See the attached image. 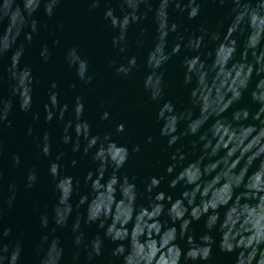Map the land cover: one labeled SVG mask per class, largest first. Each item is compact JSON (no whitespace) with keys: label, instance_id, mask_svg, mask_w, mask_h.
Here are the masks:
<instances>
[{"label":"water","instance_id":"1","mask_svg":"<svg viewBox=\"0 0 264 264\" xmlns=\"http://www.w3.org/2000/svg\"><path fill=\"white\" fill-rule=\"evenodd\" d=\"M0 264H264V0H0Z\"/></svg>","mask_w":264,"mask_h":264},{"label":"clouds","instance_id":"2","mask_svg":"<svg viewBox=\"0 0 264 264\" xmlns=\"http://www.w3.org/2000/svg\"><path fill=\"white\" fill-rule=\"evenodd\" d=\"M107 117V113H105V118ZM32 179H34V177H31Z\"/></svg>","mask_w":264,"mask_h":264}]
</instances>
